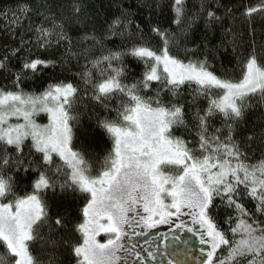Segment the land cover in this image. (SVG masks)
<instances>
[{
    "label": "snow or ice",
    "instance_id": "1",
    "mask_svg": "<svg viewBox=\"0 0 264 264\" xmlns=\"http://www.w3.org/2000/svg\"><path fill=\"white\" fill-rule=\"evenodd\" d=\"M125 2L0 5V264H264V0Z\"/></svg>",
    "mask_w": 264,
    "mask_h": 264
},
{
    "label": "trees",
    "instance_id": "2",
    "mask_svg": "<svg viewBox=\"0 0 264 264\" xmlns=\"http://www.w3.org/2000/svg\"><path fill=\"white\" fill-rule=\"evenodd\" d=\"M8 2H10V0H0V5L5 4V3H8ZM193 2H194V0H189V4H191ZM224 2L225 3H228V2H230V0H224ZM113 4L114 5L124 4L125 6H127V3L125 2V0H113ZM200 26L201 27L203 26L202 23H201ZM256 27H257V29H259L260 27H264V24H261V23L258 22L257 25H256ZM237 29L242 32V38L244 40H248L249 37H248V29H247V26L238 23L237 24ZM173 30H175V28H173ZM216 35H217V38H218L219 37V33H217ZM257 35H259V32L257 33ZM227 50H228L229 54L231 55V45L230 44H229ZM222 59H225L223 52H221L220 56L217 59V62H216L217 63V67L220 66V60H222ZM129 62H131V61H129ZM232 63L233 64L236 63V56L235 55H232ZM74 71L75 72H79L80 71V68L75 67L74 68ZM230 75H232L233 77L237 76L238 75V68H237V71L231 72ZM43 83L46 85L47 81L45 80V81H43ZM25 87L27 88L28 86L25 85ZM33 89L35 91H40L41 90V88L39 86V82H37L36 84H33L32 89H29V90H33ZM112 115H114V113H112ZM249 118L250 119H253L252 116H250ZM255 118H259V112H256ZM81 121H82V124H83L85 130H89V125L95 123L94 120L89 121L87 115H83L82 118H81ZM105 139L107 141H109V145H110V138L105 137ZM80 143H84V137L83 136H81ZM77 146H79V144ZM101 146L103 147L104 144L102 143ZM249 206H251V205H249ZM37 250L38 251H41V252L45 251V250L39 249V248H37ZM0 251H2V249H0ZM41 259L47 260V256L46 255H41Z\"/></svg>",
    "mask_w": 264,
    "mask_h": 264
},
{
    "label": "rangeland",
    "instance_id": "3",
    "mask_svg": "<svg viewBox=\"0 0 264 264\" xmlns=\"http://www.w3.org/2000/svg\"><path fill=\"white\" fill-rule=\"evenodd\" d=\"M216 94H218V93L217 92H213V95H216ZM37 119H40L41 123H46L47 122V114L46 113H39V114H37ZM165 170L168 171L169 169H165ZM170 229H171V225H169V224H160V225H156V227L153 228V229H147L140 236V239L142 241V245L141 246H143L144 243H150V242L156 240V235L155 234L157 232L164 233V232L169 231ZM106 238L107 237H106V235L104 233H100L98 235V239L103 240V239H106ZM162 242L163 241H160L161 246H163ZM195 254L196 253H194V255ZM189 259H191V257Z\"/></svg>",
    "mask_w": 264,
    "mask_h": 264
},
{
    "label": "flooded vegetation",
    "instance_id": "4",
    "mask_svg": "<svg viewBox=\"0 0 264 264\" xmlns=\"http://www.w3.org/2000/svg\"><path fill=\"white\" fill-rule=\"evenodd\" d=\"M163 243V242H162Z\"/></svg>",
    "mask_w": 264,
    "mask_h": 264
}]
</instances>
